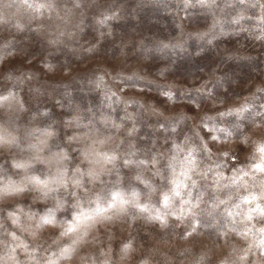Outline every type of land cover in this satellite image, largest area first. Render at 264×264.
I'll return each instance as SVG.
<instances>
[{
	"label": "clouds",
	"instance_id": "1",
	"mask_svg": "<svg viewBox=\"0 0 264 264\" xmlns=\"http://www.w3.org/2000/svg\"><path fill=\"white\" fill-rule=\"evenodd\" d=\"M0 264H264V0H0Z\"/></svg>",
	"mask_w": 264,
	"mask_h": 264
}]
</instances>
